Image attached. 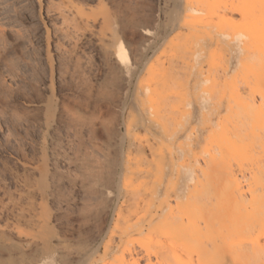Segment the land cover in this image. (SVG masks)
Instances as JSON below:
<instances>
[{
	"label": "bare ground",
	"instance_id": "6f19581e",
	"mask_svg": "<svg viewBox=\"0 0 264 264\" xmlns=\"http://www.w3.org/2000/svg\"><path fill=\"white\" fill-rule=\"evenodd\" d=\"M97 1L83 37L105 72L95 96L112 112L98 123L100 144L87 134L88 152L86 139L73 137L78 144L65 159L73 169L69 201L83 206L78 225L92 226L106 212L110 226L101 235L93 224L94 238L91 229V236L63 229L68 219L50 206L54 190L42 160L32 169L37 177H27L24 168L26 177L14 178L13 190L2 185L0 264H264V0H162L160 34L137 23L145 38L135 44L122 36L104 0ZM45 40L49 126L56 103L48 31ZM82 84L84 90L74 89L92 100L97 85L89 77ZM94 105L91 110L100 106ZM84 106L76 107L78 119V112L74 118L62 111L81 129L101 117L98 107L88 115ZM60 196L57 204L70 207Z\"/></svg>",
	"mask_w": 264,
	"mask_h": 264
},
{
	"label": "rangeland",
	"instance_id": "374dc122",
	"mask_svg": "<svg viewBox=\"0 0 264 264\" xmlns=\"http://www.w3.org/2000/svg\"><path fill=\"white\" fill-rule=\"evenodd\" d=\"M104 2L110 14L114 18L116 17L117 23L119 24L120 22L119 24L120 31H122L123 34L122 36L127 41L129 40L131 43L135 44L145 38L143 37L142 35L143 33L137 27V25L135 26V24L137 23L140 24L141 22H143L141 23L143 24V26L147 27V29L149 28V30L152 31L153 35L154 34L158 35V33L160 34V26L163 25V21H164L163 15L160 12V9L163 4L162 0H104ZM98 4L99 3L97 0H0V184H1L0 198L3 195L2 190H4L3 186H5V183L6 184L9 183L10 186L9 185L8 186L11 187L10 189L13 190L14 178H18V179L23 178L22 174L25 175L24 172L27 173L26 172L27 169H28V173L30 172L29 174L28 173L26 174L28 175L27 177H29L30 174L33 175V176L30 175V177L32 178L37 177V173L32 169L37 165L41 166L42 160H44L43 162H45L44 164L46 165L48 170V182L51 187L50 189L52 191L54 190V192H52L54 196L52 195V201L50 202V206L54 211L55 210L58 211L60 209V211L58 212L59 215L61 214H62L61 216L65 215L68 219V222L67 220L64 221L65 228L63 229L67 230L68 228L69 229L71 228L74 234H76L78 230L89 232L90 236L92 234L91 236L92 238L98 236V231L95 228H93V226L96 225L97 223L100 224L97 225L102 227L100 228V232L102 231L101 235L107 233V230L111 223V217L109 216L108 213L105 212V214L101 215L100 217L101 219H99L96 223H93L94 225L92 224V226L89 225V227H85L84 229L82 226L78 225L82 221L80 212H82L83 210L80 211V209H83V206L81 202L77 201L75 204L71 205L72 202L69 201V194L72 192L71 191L72 189L70 190L71 187L68 183L71 181L69 175L72 172L71 173H67V172L72 168L70 165V160H68V157L70 156L72 157L73 153L71 154V152L75 150L72 149L71 145H74L75 143L78 144V141L73 142L74 141L73 137H77L78 135H80L75 139L79 140L82 137L83 140L86 139L84 142V146L82 143L83 147L89 144L87 141V139H90L87 138L88 135L91 138H94L95 136L98 137V139L94 138L95 140L93 141L96 144L97 143L100 144V142L104 139V136H103L102 128L98 123L101 122L102 116L104 118L105 116L108 115V113H110V111L112 112V110L109 108L108 105H106V103L99 101L100 99H98L95 96L97 94V93L95 94V92L98 89V84L101 83V81L103 80L102 78L105 72H103L104 69L100 67L101 62L99 59L100 56H98L99 54H97V52L93 50L94 48L89 46L90 44L87 43L85 31H83V29H85V24H86L85 22L87 16L88 15L90 16L91 13L94 15L97 14V10L99 8ZM77 9L80 11H78ZM78 13L83 15L82 18L83 17L85 18L81 19L79 15H77ZM127 22L129 24L131 22L130 25L133 27H131L130 25L128 26L126 24ZM74 23H76L77 26ZM132 23H134V25H132ZM123 26H125L126 28H124ZM123 28L125 30H123ZM47 31L49 32L50 35V51L52 53L51 55H53L52 56V63L54 64V65L52 64L53 88L55 89L53 91V94H54L55 103L57 105V106L55 105V111L53 113L52 123L49 126L46 125L45 115L43 110L45 104L47 103V99H49L51 95L50 90L48 89L50 83V68H49V63H47V59H46V47H45L46 46L45 38ZM74 52L76 54H72ZM74 55H77L78 58L80 56V59L82 60L84 59L83 61L82 60L80 61L81 63L79 62L81 65L77 64L78 61L76 62L74 61L77 59L76 58L77 56ZM90 57H92V62L94 63L91 69H89V66L87 65ZM74 62L78 65V67H76L75 69H73V67H75L76 65ZM76 69H79L80 71L85 70L87 71L86 72L87 74L84 73L85 71H82L80 75L78 74L80 76L79 77L78 75L75 74V72L77 73ZM72 70H76V71L72 73L73 72ZM82 74L85 76V78L89 77L93 86L97 85L93 90L94 94H92L93 95L92 98L94 99V102L93 99L92 100L88 99L87 101L88 93H86V90H85V94H87V96L82 91L80 92L82 93V95L78 93L80 89H83V87H81L83 86L82 81L83 80L85 81V78L83 77L84 78L83 79L81 77ZM71 77L72 80L75 78H77L76 81L78 79L81 80L82 85L79 83L80 82L79 80L77 81L78 83L75 82L74 80L73 82L71 80ZM74 83L75 84L77 83V85L75 86ZM78 85L81 86L79 87V89H76L78 90L77 92L74 88L76 87L78 88ZM76 94L81 96H83L84 94V96H86V97L83 96L85 98V101L84 99L82 100L80 99L83 97L77 96ZM45 97L47 98L45 99ZM55 98L57 99L59 98L58 100L60 102ZM95 99H97L98 102ZM79 100H80V104L82 101L81 104L82 107H79V102H78ZM40 101H42L43 103ZM88 103L90 104L96 103L97 105L98 103L100 104V106L99 105L97 106L98 109L97 107H95L94 109H97L96 114L99 113L101 117L99 118V116H97L98 119L94 120V118L92 119L88 116L90 119H92L91 121L94 122V125L96 127L94 128V130H96V133L93 130L92 134L87 126L88 121L90 120L89 118L88 121L85 120L86 123L84 122L85 123L84 125L82 124L83 125L82 129L79 124L80 121L78 122L77 120L81 112V111L78 112L77 108L79 110H83L82 109L83 106L87 105L88 115L89 113H91V111L93 112L95 111L94 109L91 110V108H93L92 105L94 104L90 105L91 107H89ZM62 107L63 109L65 108V110H63ZM73 107L76 109L75 112L72 111V109H70L71 111L68 110L69 108H73ZM41 109L43 110L42 112ZM85 109L86 107L84 108V111ZM62 111L70 113V115H74V118H76L75 113L76 114L77 112L79 113L77 114V119H76L78 125L76 124L75 127L78 128L80 127L81 132L79 131V129L77 128L74 129L72 128V125L69 126V124L66 123L67 120H70L69 118L70 116L69 117L66 116L67 113H63ZM84 111H82L81 114H83ZM93 114L96 115L95 112ZM66 117H68L69 119L65 120L64 118ZM72 117L73 116H71V119L73 120ZM99 119L100 121H98ZM72 120L70 121L72 122ZM73 121L75 122V120ZM97 124L99 126H97ZM68 129H72V131L77 130L80 133L75 131L74 134V132L73 133L71 131L68 132ZM85 130L87 131V133ZM99 132H101L102 135ZM73 134L76 136H74ZM70 135H73L71 137L73 138L71 140L72 144L70 143V139H71ZM101 136H103V138ZM99 138L101 139V141L99 140ZM60 139L63 141H61ZM96 140L97 142H95ZM81 142H80V147H82ZM89 142H91V140H89ZM52 143H55V145L57 144L58 145L61 144V145L55 146ZM77 144H75V146ZM90 144L88 145L89 148L91 146ZM75 146H73V148H75ZM56 147L59 149H57ZM83 147L80 150H83ZM87 147H85V150H87L86 149ZM60 148L62 150H60ZM89 148L87 150L88 152L90 151ZM60 151L62 153L63 151L64 153L65 152L68 153L69 151L71 152H69L68 155L66 153L65 154L63 153L64 154L63 156ZM55 154L56 156L62 155V157L60 156L61 158L57 157L58 159H56ZM65 155L68 156V157L66 156L67 157L66 159H65ZM28 159L30 160L34 159V161L36 162L37 160V162L34 164V161H31L32 162L31 163L30 160ZM24 168L26 171L24 170ZM55 169L59 171V174ZM71 171H73V169H71ZM52 173H54V177L58 174L55 178L62 177V175H64L65 177L66 174H68V176L66 175L67 179H64V181H62L63 180L62 178L61 179L59 178L60 180H58L55 179L53 176H51L53 175ZM26 175L24 177H26ZM51 177H53L54 179H51ZM52 180L54 182L58 180L56 181L58 182L57 184L60 186L62 185V187L64 185L63 189L59 187L56 183L52 184ZM51 184L54 185L56 189L52 187ZM65 186H67L68 189ZM59 189L61 190L60 191L61 196H63L62 200L65 197V199L67 200L66 202H68V205H71L70 207H68L66 203L57 204L58 202L57 199H59V195H60L58 192ZM55 190H57L56 192L58 195L55 194ZM77 192L79 193V197L81 198L80 192L79 191ZM53 197L55 198L53 199ZM87 229H91L90 231L92 233Z\"/></svg>",
	"mask_w": 264,
	"mask_h": 264
}]
</instances>
